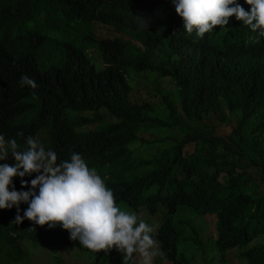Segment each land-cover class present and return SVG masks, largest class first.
Masks as SVG:
<instances>
[{
	"label": "trees",
	"instance_id": "1",
	"mask_svg": "<svg viewBox=\"0 0 264 264\" xmlns=\"http://www.w3.org/2000/svg\"><path fill=\"white\" fill-rule=\"evenodd\" d=\"M61 1L70 10L67 17L83 30V48L39 43L28 23L18 18L16 25L17 0H0V132L5 140L19 141L18 133L30 130L26 119L16 118L28 105V86L20 84L27 75L47 86L41 116L63 101L65 117L44 123L58 152L78 138L68 122L85 126L89 131L79 155L95 166L89 169L113 192L116 205L161 213L155 264H213L202 250L194 257L198 247H206L194 222L178 214L187 208L199 216L215 214L216 236L206 243H213L219 264H231V255L245 264H264V239L255 241L264 235V36L235 16L202 38L195 31L188 34L173 0ZM237 2L250 11L246 0ZM96 22L119 33L96 35ZM6 25L12 30L2 33ZM94 49L101 63L92 58ZM164 78L171 86L161 84ZM141 88L147 96L135 93ZM229 121L227 131L218 129ZM14 178L17 191H29L35 177ZM17 228L18 237L39 233L28 224ZM10 233L17 245L12 228ZM49 233L56 243L90 251L100 264H123L117 250L87 249L62 226ZM28 259L26 251L16 250L14 260Z\"/></svg>",
	"mask_w": 264,
	"mask_h": 264
},
{
	"label": "clouds",
	"instance_id": "2",
	"mask_svg": "<svg viewBox=\"0 0 264 264\" xmlns=\"http://www.w3.org/2000/svg\"><path fill=\"white\" fill-rule=\"evenodd\" d=\"M246 3L250 6V11H246L237 0H173L175 10L183 18L188 34L195 31L196 35L202 38L217 26H227L229 18L235 16L236 20L241 21L253 32L259 30V34L264 36V0H246ZM69 11L61 0H17L16 25L18 18L28 23L39 43L43 45L69 46L73 43L61 40L55 32V29L59 28L58 23L74 27L70 26L73 20L67 17ZM36 20L43 23V30L33 27L32 23ZM49 20H55L56 23L52 26L48 23ZM9 30H12L10 25L1 27L2 33ZM93 31L98 35L95 28ZM91 52L92 58L99 57L98 63H101L102 59L97 50ZM20 84L21 87L28 86V95L25 97L28 105L16 118L26 119L30 130L19 132V141H6L5 134L0 132V264H22L14 260L16 250L27 252L29 259L24 260L23 264H39L42 261L51 264L50 258L40 256L49 252V247L54 245L73 246L89 253V256H92L91 264L102 262L90 251L77 245L56 243L49 230L56 232L61 226L70 232L73 241L78 240L87 249L96 252L117 250L123 254V264L135 260L134 253L139 255L140 264H153L154 258L156 262L161 248L155 234L162 226L161 213L151 214L143 207L149 216L159 219V227L157 225L155 230L143 219H139L137 214L121 210L115 203L113 192L106 187L96 170L89 169L95 166L79 155L82 138L89 130L83 125L72 126L67 120L72 134H76L78 138L72 139V146L60 154L48 137L44 123L48 119L51 124L58 123L60 118L65 117L62 111L63 101L53 111L41 116L39 111L45 102L43 94L47 91L46 84L27 75L21 77ZM102 110L103 108H100V111ZM88 125L94 127L92 124ZM44 135L45 139H42ZM31 174L35 177L30 182L31 190L17 191L14 177L23 178ZM21 183L27 187L29 182L22 179ZM206 215H213L215 224V214L205 213L203 216ZM24 224L35 228L39 233L34 235V238L28 235L18 237L14 231L20 230L17 227ZM10 228L17 236V245L10 241ZM214 236L216 234L210 237ZM189 238L192 240V237ZM189 238L187 237V241L191 242ZM206 239H202L206 247L202 249V256L216 264L218 259L213 255L214 248L211 254V246H208ZM11 251H14L13 257L10 256ZM57 256H54V259Z\"/></svg>",
	"mask_w": 264,
	"mask_h": 264
},
{
	"label": "rangeland",
	"instance_id": "3",
	"mask_svg": "<svg viewBox=\"0 0 264 264\" xmlns=\"http://www.w3.org/2000/svg\"><path fill=\"white\" fill-rule=\"evenodd\" d=\"M48 23L53 26L56 22H55V20H49ZM58 24H59V28L55 29V32L60 37L61 40L70 41L74 45L79 46L81 48L84 47V45L82 44V42L80 41V38H79V36L82 34L83 30L81 28H79L74 21L70 22V26L71 27L74 26L73 28L68 27L65 23H58ZM32 25L35 28H39L41 30L44 29L43 23L39 20H36L35 22H33ZM92 26H94L95 31L99 36L112 37L117 33L116 30L111 25L104 24L101 22H97L96 24H92ZM49 47H51V49H53V47H55V46L50 45ZM93 59L96 63L100 62L99 57L94 56ZM161 84L163 86H171V82L167 81L166 78L163 79ZM135 93L137 95L142 96V97L147 96L146 90L143 88L137 90ZM228 123L229 124H225V123L219 124L218 129L227 131L228 128L232 127L230 121ZM139 134L141 136H145V137H147V135H148L147 133H139ZM249 168L253 172L254 176L257 178V176H258L257 170H255L253 168V166H251V165ZM35 174L39 175L38 173H35ZM256 181L258 182V178ZM121 207H123V206H121ZM122 210L129 212V213L137 214L139 219H143L150 226H153L154 229L156 228V226L159 223V219L156 216H152V217L149 216L147 211L144 208H141L137 211L136 210H130V208L128 210H125V209H122ZM182 211H181V209H179L178 214H179L180 218L182 216L186 220H191L192 222H194L195 227L199 232V237L201 239L205 240L206 238L216 234L213 215L199 216L198 213H194L193 211H191L188 208L185 210V212H182ZM158 227H159V225H158ZM183 233L187 234L188 232H187V230L184 229ZM257 239L263 240L264 235L260 236L259 238H256L255 241H257ZM178 245H180V241H179ZM210 245H211V248H210L209 252L212 254L214 246H213L212 242L210 243ZM186 246H189V245L186 244ZM36 248L40 249L38 246H36ZM49 249H50L49 252L41 254L40 258L42 256L50 258L51 264H54L53 263L54 258H55L54 252L56 253V255L59 256V260L56 264H91L92 263V256L91 255L89 256V253L84 252V251H82L76 247H73V246L54 245L53 247H49ZM192 250H193V248H192ZM201 250H202V248L198 247V249H196V251L194 252V257L199 258L201 255ZM214 256L217 258V256L215 255V252H214ZM133 257L138 262V264H140L139 255L134 253ZM207 257L209 258V256H207ZM229 262L231 264H245L244 261H242L240 258L233 256V255H231V257L229 258ZM29 264H31V263H29ZM153 264H155V258L153 260ZM161 264H173V262H170V261L169 262H162ZM216 264H218V261H216Z\"/></svg>",
	"mask_w": 264,
	"mask_h": 264
}]
</instances>
